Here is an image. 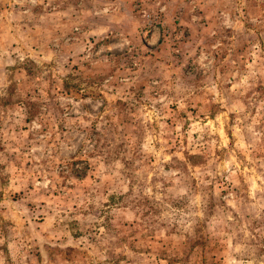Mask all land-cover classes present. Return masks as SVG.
Returning <instances> with one entry per match:
<instances>
[{
	"label": "rangeland",
	"instance_id": "374dc122",
	"mask_svg": "<svg viewBox=\"0 0 264 264\" xmlns=\"http://www.w3.org/2000/svg\"><path fill=\"white\" fill-rule=\"evenodd\" d=\"M0 264H264V0H0Z\"/></svg>",
	"mask_w": 264,
	"mask_h": 264
}]
</instances>
